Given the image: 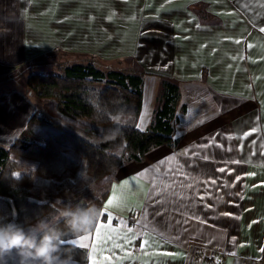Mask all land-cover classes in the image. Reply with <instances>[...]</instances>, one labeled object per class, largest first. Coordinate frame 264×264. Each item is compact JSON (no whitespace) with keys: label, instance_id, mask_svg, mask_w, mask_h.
I'll return each instance as SVG.
<instances>
[{"label":"crops","instance_id":"0c3cea01","mask_svg":"<svg viewBox=\"0 0 264 264\" xmlns=\"http://www.w3.org/2000/svg\"><path fill=\"white\" fill-rule=\"evenodd\" d=\"M194 3L204 4L220 22L200 23L189 8ZM261 28L264 0H0V75L58 48L104 61L134 59L149 72L144 92L147 84L156 88L157 75L179 83L176 145H160L116 171L102 204L106 215L85 235L87 260L74 259L76 264H92L93 258L108 264L106 257L111 264H260L264 259ZM1 97L0 141L33 112L17 93L11 100ZM141 110L137 126L144 129L151 111ZM125 181L129 184L122 187ZM114 188L124 203L105 210ZM109 212L114 228L126 225L139 237L125 244L126 251L113 246L122 243L113 233L106 234L112 238L104 241L103 251H93L99 243L96 228L108 224ZM79 238L70 241L79 246ZM142 239L149 241L143 250Z\"/></svg>","mask_w":264,"mask_h":264},{"label":"trees","instance_id":"16d2710c","mask_svg":"<svg viewBox=\"0 0 264 264\" xmlns=\"http://www.w3.org/2000/svg\"><path fill=\"white\" fill-rule=\"evenodd\" d=\"M189 8L202 24L220 22L202 3L191 4ZM56 55L64 57L57 63L59 72L32 71L26 81L29 91L53 100L52 112L35 109L20 134L8 145L0 143V219L25 227L46 215L53 208L54 199L65 189L70 191L65 197L68 202L91 201L103 209L114 172L126 162L142 161L147 152L160 145L173 147L178 141L175 133L180 103L177 79L157 75L159 103L153 109L150 124L140 129L137 120L144 77L149 72L134 59L126 58L132 63L120 69L109 66V60L101 59L100 66V58L92 53L63 52L58 48L21 65L30 66ZM69 149H74L85 160L84 170L77 180L71 173L78 162L69 154ZM12 152L33 158L34 166L20 163L11 156ZM13 172H19L21 178L13 179ZM109 174L112 175L107 186L90 200L81 202ZM43 183L47 194L41 200ZM103 212L99 220L105 217L106 211ZM72 238L75 237H67L66 242ZM65 247L73 250L74 259L87 260V249L73 243H66Z\"/></svg>","mask_w":264,"mask_h":264},{"label":"clouds","instance_id":"9594fccd","mask_svg":"<svg viewBox=\"0 0 264 264\" xmlns=\"http://www.w3.org/2000/svg\"><path fill=\"white\" fill-rule=\"evenodd\" d=\"M12 178L19 180L21 174L13 172ZM53 208L27 227L0 219V264H76L73 250L65 247L66 238L89 234L103 209L91 201L73 205L60 200Z\"/></svg>","mask_w":264,"mask_h":264},{"label":"rangeland","instance_id":"374dc122","mask_svg":"<svg viewBox=\"0 0 264 264\" xmlns=\"http://www.w3.org/2000/svg\"><path fill=\"white\" fill-rule=\"evenodd\" d=\"M61 59H64V57H60L57 55L53 56V57H48V58L45 57L39 61H35L30 66L29 65L28 66L21 65L20 67H18L16 69L6 70L7 73L0 75V102H2L4 99L3 98L4 96L1 97V95H4V94L7 95L8 98L11 100V97L13 95H15V93H17L20 96L24 97L26 100H28L29 107H30L31 111L38 109L39 112L45 111V110L48 112H52L51 105L53 104V100L49 99V98L41 97V96L29 91L26 81H27V76H28L29 72H32V71H38V72H43V73L59 72L60 67L57 66V63H59ZM130 63H132V62L128 61L126 58H121V57L117 58V61L112 59V60H109L107 62V64L109 66H114V67L120 68V69H122L125 65H129ZM98 64L100 66H102L101 59L98 60ZM159 92H160V88H159L158 84H157L156 88L154 85L153 91H151V87L149 86V84H147V86L145 87V92L143 91L142 110L141 111L143 113H147L148 111L149 112L151 111L150 121H149L148 125L151 122V117L153 115V109L155 107H157V105L159 103L157 101V96H158ZM11 107H13V106L11 105ZM6 109H7V107H2V111L4 113H6ZM17 109H15L13 112H16ZM8 112L11 116V120H13V117H12L13 113L11 114L10 109H8ZM14 120H15V118H14ZM24 126H25V124L23 125V123H22V125L19 127L18 131L15 134L9 135L6 139H3L2 141H0V143L3 144L5 142V144H3V145H8L13 140V138L15 136H17L18 134L21 133ZM67 151L78 162V165L76 166V168L71 173V177L74 180H77V179H79L80 175L82 174V172L84 170L85 160L74 149H69ZM11 156L26 166L33 167L35 164V160L33 158L24 156L22 154L12 152ZM129 162H131V161H129ZM126 163H128V162H126ZM126 163H125V165H126ZM114 173H116V172H114ZM111 175L112 174H109L104 180L99 181L97 183L96 187L94 188L93 192L88 194L84 198L85 201L82 200L81 202H86V201L90 200L93 196L99 194L107 186L108 180H109ZM114 175L115 174L112 175V178ZM44 186H45V183L42 184V189H41L42 193L39 197V199H41V200L45 199L46 194H47V187L44 188ZM68 194H70V191L65 189V191H62L57 195V197L54 199L53 203L55 204L58 200L62 201L64 204L69 203L65 199V197H67ZM75 204H73V205H75ZM56 206L60 207L62 205H56ZM53 212H54V208H52L50 211H48L46 213V215H48L49 213H53Z\"/></svg>","mask_w":264,"mask_h":264},{"label":"snow or ice","instance_id":"6c2138e0","mask_svg":"<svg viewBox=\"0 0 264 264\" xmlns=\"http://www.w3.org/2000/svg\"><path fill=\"white\" fill-rule=\"evenodd\" d=\"M261 32H264V28L260 29ZM114 119L119 120V117H114ZM257 131L256 128L252 129V132ZM252 132H248L245 133V136L251 135ZM175 160V157H169L168 161H173ZM166 161H161V164H164ZM156 171H159V168L157 167ZM221 172L224 171L223 168L220 169ZM146 173H141L140 175L143 176ZM137 177H133V180H136ZM214 183V181H213ZM129 184V181H125L124 185L122 187H126ZM166 188L169 187V185L165 186ZM202 199V198H201ZM125 197L121 194V190L118 188H114L113 189V195L112 198L108 200L107 205L105 206V210L112 208V207H119L122 206L124 203ZM104 212L101 213V215H103ZM225 215H230L229 213H225ZM109 216V222L108 224L104 225L101 224L96 228V239L99 242L98 245L93 246V251L96 250L97 247L100 248L101 251H103V244L104 241L107 239H110L112 237L106 235L108 233H113L116 236H120L122 239V243H115L114 242V247L115 248H121V250L126 251L125 249V244L130 245L135 239L139 238L137 234L133 233V229L132 228H128L126 225L122 226L120 229L114 228L111 220L113 219V217L111 216V213H108ZM144 228H147V225L143 226ZM89 239L88 236H83L79 238V246L83 247L85 249L89 248V244L86 243L85 241H87ZM66 243H73L76 244L77 241L76 240H72V241H67ZM149 244V241L147 239H142L141 240V249L143 250L144 248H146ZM261 251H264V249H262ZM127 254V252H126ZM166 255H171L170 253H166ZM106 260L108 261V264H111V259L106 257ZM92 264H97L95 258H93Z\"/></svg>","mask_w":264,"mask_h":264},{"label":"built area","instance_id":"2783aa9c","mask_svg":"<svg viewBox=\"0 0 264 264\" xmlns=\"http://www.w3.org/2000/svg\"><path fill=\"white\" fill-rule=\"evenodd\" d=\"M196 254H198V253H196ZM196 257H199V254L196 255ZM213 264H224V263H222L221 261H214ZM260 264H264V259H262V260L260 261Z\"/></svg>","mask_w":264,"mask_h":264}]
</instances>
